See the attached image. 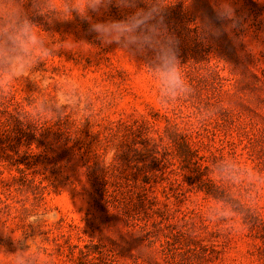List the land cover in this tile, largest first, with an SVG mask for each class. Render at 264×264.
I'll return each mask as SVG.
<instances>
[{
	"label": "rangeland",
	"instance_id": "rangeland-1",
	"mask_svg": "<svg viewBox=\"0 0 264 264\" xmlns=\"http://www.w3.org/2000/svg\"><path fill=\"white\" fill-rule=\"evenodd\" d=\"M164 3L194 90L168 109L143 57L100 47L78 16L33 17L51 42L92 44L80 42L89 55L62 51L21 79L0 80V264L23 239L38 264H264V199L228 222L205 215L223 195L216 160L264 174V0H231L230 32L214 0ZM130 11L112 4L92 17ZM205 22L220 34L205 33ZM67 79L93 93L91 120L71 109L34 115V102L54 99ZM201 108L216 114L200 122ZM32 215L43 221L30 223Z\"/></svg>",
	"mask_w": 264,
	"mask_h": 264
},
{
	"label": "clouds",
	"instance_id": "clouds-1",
	"mask_svg": "<svg viewBox=\"0 0 264 264\" xmlns=\"http://www.w3.org/2000/svg\"><path fill=\"white\" fill-rule=\"evenodd\" d=\"M28 2L0 0V80L5 84L33 73L46 58L62 51L89 55L90 50L80 43L89 42L74 39L69 43L67 38L51 42L38 31L42 27L33 19L40 16L51 24L53 21L68 22L78 16L89 23V30L96 34L95 39L99 41L100 47L116 45L135 60L137 57L144 58L141 63L147 66L158 84L157 99L162 108L168 109L194 94L178 56L177 38L164 23L163 14L170 6L164 0H60L59 3L53 0H31V8L26 9L25 4ZM139 3L146 6L138 7ZM112 4L122 10L132 11L120 20L93 19L92 13L102 15ZM213 7L224 31L230 32L236 27L231 0H214ZM202 30L211 35L220 34V29L211 22H205ZM68 109L79 113L85 120H91L95 114L91 90L85 92L79 83L71 79L60 83L54 99L34 102V115L40 117L61 118ZM215 114L213 108H201L198 119L204 122ZM212 171L223 195L205 213L210 222H228L253 210L264 199V174L242 166L235 158L216 160ZM28 220L38 224L43 221V217L32 215ZM18 243L22 245V250L14 255L6 253V264H38L39 256L29 251L31 245L28 240L23 239Z\"/></svg>",
	"mask_w": 264,
	"mask_h": 264
}]
</instances>
